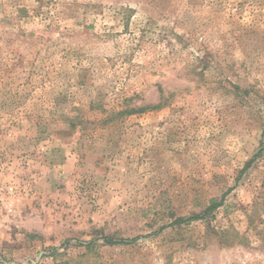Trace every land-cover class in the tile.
<instances>
[{"label":"rangeland","instance_id":"1","mask_svg":"<svg viewBox=\"0 0 264 264\" xmlns=\"http://www.w3.org/2000/svg\"><path fill=\"white\" fill-rule=\"evenodd\" d=\"M0 264H264V0H0Z\"/></svg>","mask_w":264,"mask_h":264},{"label":"trees","instance_id":"2","mask_svg":"<svg viewBox=\"0 0 264 264\" xmlns=\"http://www.w3.org/2000/svg\"><path fill=\"white\" fill-rule=\"evenodd\" d=\"M158 106H154L153 108H157ZM144 109H141V110H139V111H143ZM135 111V109H132L130 112H134ZM221 204L222 203H220V202H217V201H215V200H213V201H211V205H210V207H208V209L209 210H214V209H216V208H218L219 206H221ZM194 218H198V216L197 217H194ZM106 242L108 243V244H113V241L111 240V239H106ZM117 242H119V243H123V242H125L124 240H122V241H117ZM130 242V241H129Z\"/></svg>","mask_w":264,"mask_h":264}]
</instances>
